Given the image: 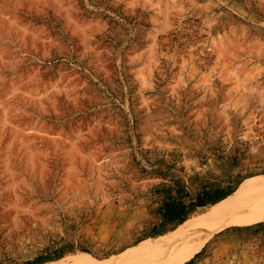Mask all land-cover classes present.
<instances>
[{
    "label": "rangeland",
    "instance_id": "1",
    "mask_svg": "<svg viewBox=\"0 0 264 264\" xmlns=\"http://www.w3.org/2000/svg\"><path fill=\"white\" fill-rule=\"evenodd\" d=\"M256 178L264 0H0V264L104 261ZM209 245L185 264H264V222Z\"/></svg>",
    "mask_w": 264,
    "mask_h": 264
},
{
    "label": "bare ground",
    "instance_id": "2",
    "mask_svg": "<svg viewBox=\"0 0 264 264\" xmlns=\"http://www.w3.org/2000/svg\"><path fill=\"white\" fill-rule=\"evenodd\" d=\"M261 222H264V178H256L238 187L198 217L184 221L167 235L143 240L104 261L73 256L71 264H185L192 254L209 242L212 250L216 236L226 228L247 227ZM218 244L221 249L227 242Z\"/></svg>",
    "mask_w": 264,
    "mask_h": 264
},
{
    "label": "trees",
    "instance_id": "3",
    "mask_svg": "<svg viewBox=\"0 0 264 264\" xmlns=\"http://www.w3.org/2000/svg\"><path fill=\"white\" fill-rule=\"evenodd\" d=\"M234 191H204L196 195L192 207H205L216 204ZM188 197V195H187ZM189 198V197H188ZM189 206L178 199H169V202L163 207V217L166 222L173 225H180L183 223L188 215Z\"/></svg>",
    "mask_w": 264,
    "mask_h": 264
}]
</instances>
